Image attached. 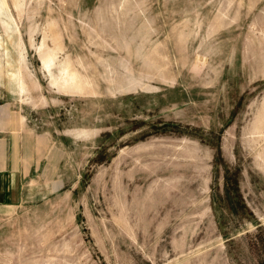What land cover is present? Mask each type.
I'll return each mask as SVG.
<instances>
[{
	"label": "rangeland",
	"instance_id": "rangeland-1",
	"mask_svg": "<svg viewBox=\"0 0 264 264\" xmlns=\"http://www.w3.org/2000/svg\"><path fill=\"white\" fill-rule=\"evenodd\" d=\"M263 108L264 0H0V264H264Z\"/></svg>",
	"mask_w": 264,
	"mask_h": 264
},
{
	"label": "crops",
	"instance_id": "crops-1",
	"mask_svg": "<svg viewBox=\"0 0 264 264\" xmlns=\"http://www.w3.org/2000/svg\"><path fill=\"white\" fill-rule=\"evenodd\" d=\"M2 122L0 118V207H16L23 199L26 179L24 145L9 139L8 124Z\"/></svg>",
	"mask_w": 264,
	"mask_h": 264
},
{
	"label": "bare ground",
	"instance_id": "bare-ground-1",
	"mask_svg": "<svg viewBox=\"0 0 264 264\" xmlns=\"http://www.w3.org/2000/svg\"><path fill=\"white\" fill-rule=\"evenodd\" d=\"M47 60H48V61L45 62V64H46V66L48 67V66L51 64L52 59L50 58V59H47ZM263 113H264V108H263V110H262L261 116L259 117L258 124H260L261 121H262V114H263Z\"/></svg>",
	"mask_w": 264,
	"mask_h": 264
},
{
	"label": "trees",
	"instance_id": "trees-1",
	"mask_svg": "<svg viewBox=\"0 0 264 264\" xmlns=\"http://www.w3.org/2000/svg\"><path fill=\"white\" fill-rule=\"evenodd\" d=\"M260 231V230H259Z\"/></svg>",
	"mask_w": 264,
	"mask_h": 264
}]
</instances>
